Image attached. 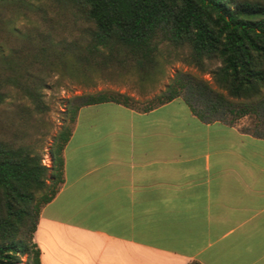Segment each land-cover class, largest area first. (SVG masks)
Wrapping results in <instances>:
<instances>
[{
    "label": "crops",
    "instance_id": "0c3cea01",
    "mask_svg": "<svg viewBox=\"0 0 264 264\" xmlns=\"http://www.w3.org/2000/svg\"><path fill=\"white\" fill-rule=\"evenodd\" d=\"M40 209L41 264H264V136L149 109L81 105Z\"/></svg>",
    "mask_w": 264,
    "mask_h": 264
},
{
    "label": "trees",
    "instance_id": "16d2710c",
    "mask_svg": "<svg viewBox=\"0 0 264 264\" xmlns=\"http://www.w3.org/2000/svg\"><path fill=\"white\" fill-rule=\"evenodd\" d=\"M48 6L51 15L42 0H0L1 30L9 14L42 11L46 20L45 29L34 25L18 35L17 46L6 51L0 45V103L11 86L41 111L42 89L54 72L89 79L127 69L139 81H154L165 62L181 59L209 72L211 80L178 71L141 109L181 96L206 121L233 123L234 115H251L253 127L242 131L264 136V0H48ZM66 13L71 28L60 17ZM109 100L132 107L136 101L116 90L69 99L71 124L53 137L51 166L32 146L0 137V264H21L23 256L26 264H41L33 233L42 205L63 181V148L76 112Z\"/></svg>",
    "mask_w": 264,
    "mask_h": 264
},
{
    "label": "rangeland",
    "instance_id": "374dc122",
    "mask_svg": "<svg viewBox=\"0 0 264 264\" xmlns=\"http://www.w3.org/2000/svg\"><path fill=\"white\" fill-rule=\"evenodd\" d=\"M43 9L51 11L48 0H42ZM58 17L57 15H53ZM64 18L71 28V15L66 13ZM55 18V17H54ZM57 19V18H56ZM4 20L9 24L0 29V45L6 51L20 44L19 36L34 25L45 29L46 20L41 13L27 11L16 17L9 14ZM13 25L15 30L6 29ZM64 33V32H63ZM54 35H61L55 32ZM178 71H186L197 74L211 80L209 72H201L195 66L188 64L181 59H173L164 63L163 72L154 81H139L137 76L127 69L104 70L85 79L82 76L75 77L68 71L54 72L48 77L42 89L43 100L46 108L37 110L32 102L9 86L6 88L7 96L0 103V137L11 140L17 144L32 146L41 153L42 161L51 166L50 147L53 137L64 126L70 125L67 104L70 98L75 95L95 92L98 90H116L125 92L135 98V108L141 109L147 104V100L153 98L160 91L165 89ZM254 118L251 115H234L233 124L240 129L252 128ZM50 178H48V182ZM25 263V256L22 263Z\"/></svg>",
    "mask_w": 264,
    "mask_h": 264
}]
</instances>
